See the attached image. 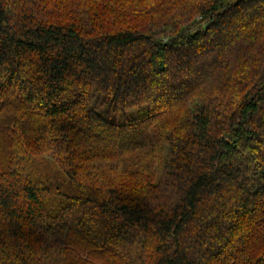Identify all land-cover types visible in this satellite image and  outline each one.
<instances>
[{
	"label": "trees",
	"instance_id": "16d2710c",
	"mask_svg": "<svg viewBox=\"0 0 264 264\" xmlns=\"http://www.w3.org/2000/svg\"><path fill=\"white\" fill-rule=\"evenodd\" d=\"M0 264H264V0H0Z\"/></svg>",
	"mask_w": 264,
	"mask_h": 264
}]
</instances>
